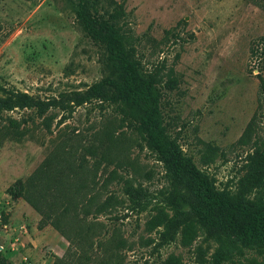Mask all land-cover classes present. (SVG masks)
<instances>
[{
	"label": "rangeland",
	"instance_id": "1",
	"mask_svg": "<svg viewBox=\"0 0 264 264\" xmlns=\"http://www.w3.org/2000/svg\"><path fill=\"white\" fill-rule=\"evenodd\" d=\"M75 8L76 0H0V88L58 99L112 78L103 48L85 36ZM97 8L105 18V12H117L113 22L126 47L133 48L141 76L159 72L156 86L168 135L217 190L250 196L251 184L241 185L249 173L250 147L255 138L264 142L257 77L264 78V0H98ZM170 78L176 80L174 89L168 87ZM139 117L137 108L122 101L85 104L72 112L50 108L42 116L34 109L0 114V246L13 264H52L66 251V241L53 228H37L40 215L18 196L16 183L65 144L73 152L72 165L83 166L80 174L93 190L106 186L126 200L122 188L131 187L140 196L141 211H128L122 221L123 235L134 245L125 264H162L170 254L197 264L196 247L207 259L219 248V238L204 229L191 247H183L180 228L157 250L142 246L145 238L156 244L161 230L148 234L147 221L161 212L174 219L187 207L181 202L185 190L145 145ZM253 118L255 133L249 145H241ZM10 119L27 130L22 138L3 135ZM94 147L96 155L89 153ZM211 147L214 155L206 164ZM235 260L264 264V253L248 251Z\"/></svg>",
	"mask_w": 264,
	"mask_h": 264
},
{
	"label": "trees",
	"instance_id": "2",
	"mask_svg": "<svg viewBox=\"0 0 264 264\" xmlns=\"http://www.w3.org/2000/svg\"><path fill=\"white\" fill-rule=\"evenodd\" d=\"M97 1L76 0L74 12L85 36L103 48L112 78L103 79L83 91L62 93L58 99L42 100L0 88V114L15 109H34L42 116L50 108L72 112L85 104L100 105L110 101H122L137 108L140 111L137 130L147 148L164 166L168 178L185 190L181 202L187 207V212L178 211L174 219L161 212L147 221L144 230L148 234L157 228L161 230L156 244L154 239L145 238L141 239L142 246L153 245L157 250L173 241L180 228L181 244L188 248L193 245L198 232L204 229L208 236L219 238L220 246L208 259L200 247H196L197 264H234L239 263L235 259L244 257L248 251L264 253V142L255 138L251 144L253 154L247 165L249 173L241 182V185L250 183L255 189L253 193L248 196L246 192L232 194L228 190H217L209 176L167 133L156 86L159 72L147 79L141 76L133 48L126 47L125 37L113 22L117 12H105V18L98 12ZM260 45L263 55L264 41ZM257 77L260 106L264 110V78L260 74ZM176 84L174 78L168 80L170 89ZM254 125L253 118L238 140L241 145H249L255 133ZM18 127L17 122L10 119L3 135L22 138L27 130ZM108 149L105 147L103 158H107ZM66 150V144L61 145L25 181L16 182L18 196L40 215L37 228L42 230L49 226L67 243L63 256L55 258L52 264H125V253L133 251L134 245L123 235L122 221L128 217V211H141L140 196L131 187L122 188L126 200L108 191L106 186L101 191L93 190L80 174L83 166L72 165L73 152ZM214 151L212 147L207 150L204 163L211 161ZM89 153L96 155V147ZM110 173L113 178L114 172ZM128 201H132L133 206L127 207ZM0 264H13L3 251H0ZM162 264L184 263L180 256L170 254Z\"/></svg>",
	"mask_w": 264,
	"mask_h": 264
},
{
	"label": "built area",
	"instance_id": "3",
	"mask_svg": "<svg viewBox=\"0 0 264 264\" xmlns=\"http://www.w3.org/2000/svg\"><path fill=\"white\" fill-rule=\"evenodd\" d=\"M11 245H13V244H11ZM1 250H3V247L0 246V251H1Z\"/></svg>",
	"mask_w": 264,
	"mask_h": 264
}]
</instances>
